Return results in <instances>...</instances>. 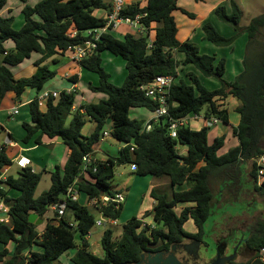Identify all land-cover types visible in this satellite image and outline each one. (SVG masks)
<instances>
[{
  "label": "trees",
  "instance_id": "16d2710c",
  "mask_svg": "<svg viewBox=\"0 0 264 264\" xmlns=\"http://www.w3.org/2000/svg\"><path fill=\"white\" fill-rule=\"evenodd\" d=\"M112 1L42 0L33 7L25 5L22 10L24 23L19 29L14 27V17L0 18V102L9 93L14 94L15 100H20L27 89L40 92L57 75L45 61L62 56L70 47L92 39L85 33L101 29L106 24V17H99L95 12L111 13ZM6 3V0H0V12ZM177 9V0H146L145 6L134 0L122 11L121 18L135 19L137 15L146 14L141 21L146 27L158 24L152 48H148L147 37L126 34L119 40L112 34H103L95 52L80 62L85 71L98 76V84L89 85L90 90L104 94L106 100L83 105L84 113L81 110L73 113L75 95L67 92L60 93L56 100L47 99L45 110L40 108L38 98L28 104L32 124H22L25 135L21 142L29 144L33 141L41 145L44 136L58 138L68 147L70 154L64 169L57 166L51 173V187L38 198L35 193L42 173H35L30 167L21 169L16 176H8L1 183L0 202L8 207L10 220L9 223L0 222V264H55L63 254L76 247L73 264H136L147 252L169 251L173 246L188 241L203 242L206 225L215 216L216 208L222 201V204L240 201L248 178L254 192L264 196V180L259 186L255 162L264 155V46L255 55L249 52L255 41L257 46L262 44L258 36L264 28V16L251 20L245 29L248 45L241 74L231 83L221 81L219 88L211 91L202 81L222 79L226 70L225 60L216 62L215 57L201 54L196 45L177 40L178 27L173 16ZM214 14L221 22L231 25L237 34L240 32L241 12L233 1L230 9L219 6ZM202 30L205 39L214 46L226 48L235 41V36L223 37L211 23L203 24ZM71 32H77V35L69 38ZM8 41L15 45L13 52L5 47ZM105 52L121 57L125 62L126 78L121 87L109 81L103 67ZM179 53L183 54L181 59ZM32 54L41 56L35 62V75L16 79L10 68L21 65ZM186 68L189 70L187 73ZM180 73L184 76L180 77ZM167 75L175 78L169 90V115L146 132L143 130L145 122L130 119L129 111L146 108L153 112L157 105L140 91V87L150 84L157 76ZM74 80L77 82V77ZM229 96L239 102L236 111L240 121L233 131L239 140L238 147L218 155L225 138H216L210 145L206 127L193 130L183 126L177 130L176 138L171 137L170 125L192 114L204 113L208 120L214 118L229 124V111L223 104ZM87 119L96 126L89 137H84L82 130ZM109 119L110 125L107 124ZM110 127H113L112 131L108 130ZM104 132H109L113 139L125 146L120 149L119 157L97 162L96 173L89 172L94 183L88 182L82 177V159L84 155L94 153V147L102 140ZM10 140L17 142L12 135ZM178 146L187 148L185 156L179 155ZM128 164L135 166L139 177L167 178L170 181L171 194L157 189L151 191L155 206L151 213L144 215V218L152 215L157 226L144 227L142 220L133 218L124 225L121 238L117 240L112 229L106 230L101 239L104 257L100 258L90 251L86 239L97 221L94 213L80 202L70 201L66 212H71L75 218L81 242L66 228V214L59 220H49L42 234L35 223H29L30 214L43 218L49 207L57 205L76 178L80 193L90 199L121 193L112 187V182L115 170ZM12 165L13 160L3 147L0 151V175ZM213 178L220 181L217 193L211 186ZM183 185L188 189L175 190ZM186 204L192 206L182 208L180 214L175 211ZM122 207L115 209L113 204L99 205L98 211L106 219L117 220ZM189 220L194 222L197 233L184 230ZM248 232L245 247L252 257L242 264H263L258 258L264 249V218ZM10 244L14 245L12 252L7 248ZM34 246L42 251H33ZM26 251L30 253L27 261L23 257ZM231 264L236 263L233 261Z\"/></svg>",
  "mask_w": 264,
  "mask_h": 264
},
{
  "label": "rangeland",
  "instance_id": "374dc122",
  "mask_svg": "<svg viewBox=\"0 0 264 264\" xmlns=\"http://www.w3.org/2000/svg\"><path fill=\"white\" fill-rule=\"evenodd\" d=\"M10 2H13L16 4L18 7V4L20 5L21 2L20 0H9ZM33 2H37L38 0H32ZM141 2V6L144 4L143 0H139ZM233 1L235 4H237L238 8L240 9L241 12V21H240V27L241 30L237 34L236 31L231 27V25L226 24L224 22H221L214 14V10L219 7V6H225L228 9H230V3ZM177 6L178 9L174 11L173 16L176 20L177 27H178V33H177V40L179 42H183L184 39L187 41L189 40L190 43L196 45L200 53L203 55H208V56H213L216 58V62L220 61L222 59L225 60V66H226V73L222 79H217V78H209L206 80H203V84L209 89V90H215L220 86L221 81L231 83L233 82L237 76L241 74V70H243V59L244 56L247 52V43H248V35L245 33L246 27L250 24L251 20L254 18H258L261 16H264V0H177ZM16 7V8H17ZM97 16H99L101 13L98 11L96 12ZM23 19V18H22ZM21 21V20H19ZM19 21L17 19V25L16 29H19ZM24 21V19H23ZM205 23H211L219 32L220 34L225 37V38H231L235 36V41L234 43L226 48H220L217 46H214L210 42H208L205 39L204 32L202 30V25ZM260 34L258 36L259 40L262 42L260 46H257L256 41L255 43L251 46L249 49V52L252 55H255V53L259 52L261 50V47L264 46V28L260 30ZM128 32L127 27L125 24H121V26L118 28V30L114 34L118 37H123L126 35ZM125 34V35H124ZM195 37V40L191 38ZM191 39V40H190ZM258 41V40H257ZM32 59H28L25 61V64H23L20 67H12L10 70L14 72L16 75L20 74L23 72L27 65H34V62H32L36 57H38L37 54L32 55ZM179 59L183 57V54L179 53ZM103 58V67L107 74L109 75V81L111 84L121 87L124 84V81L119 80V67L118 63L123 62L124 60L121 57L114 56L112 54L106 53L105 57ZM240 59L242 61H240ZM125 63V62H123ZM122 63V64H123ZM51 65V62L50 64ZM34 67L37 69V67L34 65ZM53 67V65L51 66ZM34 68V69H35ZM24 69V70H23ZM181 72V69H179ZM189 70L186 68L185 73H187ZM36 71L34 74L29 76L28 74L25 75V77L22 78H29L35 75ZM29 76V77H27ZM182 76L184 74L182 73ZM98 77V76H96ZM99 81V79H98ZM90 90V87H89ZM91 91V90H90ZM35 92V91H34ZM46 93L43 92L38 95L39 99L42 97V95ZM95 93V92H94ZM226 105L229 104L226 102ZM43 110L46 108V100H44V106ZM28 108H23L21 110V115L20 116H14L13 118H6L5 120L3 119V123L5 124V128H7V125L12 124L16 126L18 122L24 121L27 119V113H28ZM145 111V110H144ZM147 112V111H146ZM153 113V112H152ZM131 117H135L134 114H131ZM239 115L237 112H232L231 113V125H234L235 121L237 122ZM71 120V116L68 118L67 121V126L69 125V122ZM94 123L91 120H87L86 125L84 126L82 130V136L84 137H89L92 134V131L94 129ZM195 125L197 128H202V123L201 122H191V126ZM4 126V125H3ZM226 128L224 123L219 121V124L217 125V128ZM217 128L211 129V131L216 130ZM228 128V127H227ZM221 131V130H220ZM213 131L212 133H214ZM15 139L17 140V144L21 147L24 144L21 142L24 137L22 134H24L22 130V125L19 127L18 130L14 131ZM210 133V140L212 139L213 134ZM219 134V133H218ZM7 141V133L5 131H2L0 129V148L3 147V145ZM62 143V141L60 140ZM227 142V145H229ZM23 144V145H22ZM105 144L103 151L111 152V156H118L119 153V148L121 147L120 143L117 142L115 139L112 137H108L104 142H101V146ZM5 146V145H4ZM6 147L8 148V152H11L12 155H14L16 149L18 147L12 146V145H7ZM45 149V152H43L41 155H30L27 153H23V156H30L31 158L34 159V164L33 167L37 169L39 173H41V169L37 168V165H39L41 168H43V163L51 165L53 162V155L51 154V149L50 147H43ZM185 147L178 146L179 152H181ZM104 151V152H105ZM55 156L60 157L61 153L60 150H56L54 153ZM102 153H99L100 158L102 157ZM129 166H123L119 167L116 170V175L115 178L112 182L113 188L120 187L124 192L125 196L127 197L130 193V187L132 184V181L136 178L139 177L136 172H133L132 174H128L129 172ZM245 167V166H243ZM250 168V167H249ZM20 171V169L17 167L16 164H13L12 167L9 169L8 176H16L17 172ZM125 173V176H120V174ZM245 175V174H244ZM148 177V176H147ZM151 179V177H149ZM246 179V178H245ZM250 181V178H248ZM164 181V180H163ZM166 183V181H164ZM251 183V182H250ZM245 184L244 187L246 190H244L243 194L240 196V201H236L235 203H224L219 205L218 208L215 210V216H213L207 223L206 228H205V236H204V243L205 245L203 248L200 250V255H202L206 260L208 258H214L216 256L217 248L220 239L225 237L229 231L239 229L243 232L247 231L250 229L253 225H255L257 222L261 221L264 218V196H259L254 192L253 185L252 184ZM1 184V181H0ZM51 176L44 173L43 177L41 179V182L36 190L35 197L38 198L44 191L49 190L51 187ZM185 190L188 189L186 185ZM211 186L212 189L214 190L215 193H217L219 186H220V181L213 178L211 179ZM143 184L140 185L139 188H142ZM182 187V186H181ZM180 187V188H181ZM138 189V188H137ZM137 189L134 187V200L130 199L131 204L125 209L124 213L122 214L121 218H118V223L116 227H112L108 224H104L102 227L95 225L93 228L92 232L90 233V236H88L89 243L92 245V251L95 252L96 256L102 258L104 257L103 249L101 247V239L104 234V232L108 229H112L114 232V239L117 240L121 237L122 232H123V227L124 225L132 220L133 218H136L137 216H140L139 212L142 207L145 209H148L151 204L150 201L147 199L144 200V194L146 193V186L145 190L141 194H137ZM169 186H164L162 188H158L157 190L166 192L171 194ZM252 191H247L251 190ZM181 190V189H178ZM137 195V196H136ZM171 198V197H170ZM127 200V198H126ZM125 200V202H126ZM79 202L82 203L83 205L87 206V197L85 194H81L79 198ZM124 202V204H125ZM257 203V204H256ZM123 204V205H124ZM134 207V209H133ZM251 210V211H249ZM51 216L53 219L58 220L57 216L54 214L53 211H51ZM138 211V213H137ZM49 212V213H50ZM94 213L96 221L101 220V216L96 213L95 211L92 210ZM252 212V213H250ZM177 213H180V210H177ZM252 214V215H251ZM229 216L231 217L232 220H225ZM65 218L69 221H73L75 223V218L73 217L71 212H66ZM146 222L152 223L153 226H157L151 217H146L144 218ZM225 220V221H224ZM225 222V224H224ZM37 223V222H36ZM38 230L42 231L41 225H37ZM184 230L186 232H194L195 231V225L193 221H189L184 225ZM222 232V234H221ZM220 236V237H219ZM219 237V238H218ZM238 236H234L228 244V253H232L234 249H236L237 245H234L233 241L237 239ZM87 239V238H86ZM187 243V242H185ZM76 250L78 248H72L69 251H67L65 254H63L58 262L55 264H73V257H71L72 253L75 254ZM207 250V251H205ZM68 253V254H67ZM240 259L238 257L234 260L237 262V264L240 263H246L250 260L251 258V253L247 252V250L242 249L240 250ZM180 256H185L183 253H180Z\"/></svg>",
  "mask_w": 264,
  "mask_h": 264
},
{
  "label": "crops",
  "instance_id": "0c3cea01",
  "mask_svg": "<svg viewBox=\"0 0 264 264\" xmlns=\"http://www.w3.org/2000/svg\"><path fill=\"white\" fill-rule=\"evenodd\" d=\"M40 1H42V0H38L37 2H33L32 0H20L21 4L20 5L18 4V7H17L16 4H14L13 2H10L9 0H6V2H7L6 3V6L0 12V18H10V17H14L15 18V23H14V27L15 28H16V25H17L16 24L17 23V19H18V21L21 20V21H19V27L21 28L22 25H23V23H24V21L22 19L23 18L22 10L25 7V5H29V6H32L33 7L36 4H38ZM136 1H139V0H136ZM145 5H146V0L144 1V4L142 6H145ZM96 12H98V11H96ZM96 12H95V14H96ZM99 12L101 13L99 15V17L105 18L108 15V13H106L104 11H99ZM120 26H118L116 29H113L111 31L108 30L104 34H112L117 39L122 40L125 36L118 37V36H116L114 34V31L116 32ZM158 26H159L158 24H152L151 27H149V28L147 27L146 34L144 36H140L139 34L136 33L135 30L131 29L128 25H126L127 30H128V32L126 34H131V35H134L136 37L137 36L138 37H147L149 42H153L155 40V34H156L155 29L158 28ZM72 33H76L77 34V32H72ZM191 39H193V41H194L195 40V37L194 38L192 37ZM183 42H189V40L187 41L186 39H184ZM5 47H6V49L9 52H13L14 51V48H15V45H14V43L12 41H8V42H6ZM106 53H108V52H105L103 54V57H105ZM108 54L110 55V53H108ZM32 58L33 57L31 56L30 59H32ZM40 59H41V56L38 55V57H36L32 62H34V65H35V62H37ZM25 61L21 65H19L17 67H20L23 64H25ZM240 61H242V60L240 59ZM50 62H51V65H49ZM122 63L121 62L118 63V67H119L118 69H119V74H120L119 75V80L125 81V78H126V69H125V63H123V64ZM45 64L47 66L49 65L48 67H49L50 70L56 71L57 72V75L53 79L49 80L45 84L44 88L40 92H37V90H35V89H27L24 92V94L22 95V97L20 98V100H15L14 94L9 93L0 102V129L2 131H5V133H7V138H10V135H12L14 138H16L15 137L16 134L14 133V131L18 130L19 127L23 123L32 124L31 123V117H30L29 111H28V113L26 115L27 116V119H25L24 121L18 122L16 124V126H14L12 124H9V126L7 125V128H5V124L3 123V119L5 120L7 117L8 118H13V116H11V112L14 109H18L19 110V115L18 116H20L21 115V110L23 108H28V104L31 101H33L35 98H38L39 99L38 95L41 94V93H43V92H57V93L67 92V93H73L75 95V103H74V106H73V113L77 112L78 110H81V112L84 113V111L82 110V106L83 105L90 104V103H97V102H100L101 100H106L107 99V97L104 94L94 93V92H92V91L89 90V85H93L94 86V85H97L98 84V77H96V75H94L92 73H89V72L85 71L81 67V65H80L79 62H76L75 60H73L71 58V53L70 52L66 51L62 56H56V57H54L52 59H49V60L45 61ZM34 65L33 64L27 65L26 69L25 70L23 69L24 71L21 72L19 75L18 74L16 75L13 72L15 78L16 79H23L22 77H25V75H27V74L29 76H31L32 74H34V72L37 71V69L34 67ZM52 65H53V67H51ZM241 72H242V70H241ZM225 73H226V70H225ZM29 76H27V77H29ZM76 77L78 79L77 82H75V80H74V78H76ZM180 77H183L182 76V73H180ZM226 102L229 104V108H228V105H226ZM223 104H224V107L227 108L228 111H229V115H230V120H229L230 122H229V124H224L226 128H224V127L223 128H217V125L219 123L216 124V125H214V126L208 127V129H209V132H208V143L210 145L213 143V141L216 138H220V137H224L225 138L224 146L218 152V155H220V156L226 154L230 149L236 148V147L239 146V140L234 135V132L233 131H234V128L237 127L238 124H239L240 116L238 117L239 120L237 122L235 121L234 125H231L230 124L231 123V113L232 112H237L236 110L239 107V102L237 100H235L233 97L229 96V97H227L226 101ZM39 106H40L41 109L44 108L43 107L44 106V100H39ZM131 114H134L135 117H131ZM129 117L132 120L144 121L145 124L154 121V114L151 111L147 110L146 108H132V109H130V111H129ZM183 119H185V121H186V125L185 126L190 127L193 130H201L202 128L205 127V119L206 118L204 116V113H202L200 115H193L192 114V115H189V116H187L186 118H183ZM87 120H89V119H87ZM198 121L202 123V128H197L195 125H192L191 126V122H198ZM95 126L96 125H94V129H95ZM213 128H217L216 130H213V131H215L214 133H212L213 131H211V129H213ZM94 129H93V131H94ZM22 130H23V128H22ZM108 130H109V128H108ZM23 132H24V130H23ZM210 133L213 134L211 140H210ZM22 135L24 136L25 134H22ZM109 137H111V136L109 135ZM107 138L108 137L102 139L94 147V153L92 154V156H93V159L96 162L104 161L108 157H119L120 149L125 146V144L120 143L121 147L119 148L118 156H111L112 154H111L110 151L109 152H107L105 150H104L105 152L103 151L105 144H103V146H101V142H104ZM41 141H42V144L41 145H36V144L33 143V141H31L29 144H24V145L22 144L23 146H21V147L15 141H12V144H13L12 146L18 147V149H16L14 155H12L11 152H8V154L12 158L13 164H15L14 163V160L16 158L23 157L25 159H29L31 162H30V166H28V167L32 168L35 173H39L37 171V169H35L33 167L34 159L35 158H31L30 156H23L22 154L23 153L24 154L27 153V154H30V155H33V156L34 155H41L43 152H45V149H43V147H50V148H52L51 149V154L53 155V162L51 163V165H49V163L48 164H44L43 163L42 164L43 165V168H41L39 165H37V168L38 169H41V171H42L41 172L42 173V177H43V174L44 173H46V174H48V175L51 176V173H53L55 171V168L57 166H59L62 170L64 169V167L66 165V162H67V159L69 157L70 151H69L68 147L66 145H64L63 142L61 143L58 138L49 139L47 136H44ZM227 142H230V143H228L229 145H227ZM8 148L9 147H6L7 150H8ZM56 150H60V153H61V156L60 157L55 156L54 153L56 152ZM100 152L102 153V155H103L102 157L103 158L98 157ZM178 153L181 156H185L187 154V148L183 149L181 152H179V150H178ZM128 165H130V164H128ZM128 165H123V166H128ZM123 166H120V167H123ZM131 166L132 165L129 166V171H128L129 172L128 173L129 175L132 174L133 172H135V171L132 170V167ZM11 167L12 166L7 167V168H5L3 170L2 175H0V181H1V183L4 182V181H6L7 175H8V172H9V169ZM246 168H248V167H246ZM19 169L21 170V168H19ZM116 170H115V173H116ZM18 172H17V174H18ZM125 175H126L125 173L120 174V176H125ZM82 177L86 181L93 182L94 183V180H93V178L91 177L90 174L87 175L86 173H83ZM149 177L150 176H148V177L147 176L146 177H136L132 181V184H131V187H130V193L126 197L127 200H126L125 204L122 207V211L120 213L119 218H121V216L124 213L125 209L131 204V202H130L131 200L130 199L134 200V191H133L134 190V187L136 189L138 188L137 189V194L139 195V194H141V193L144 192L145 186H146V189L147 190H146V193L144 194V200L148 198V200L150 201L151 206L148 209H145V208L142 209V207H143L142 206L141 209H140V212H139L140 216H137L136 218L142 220L143 223H144V225H147L148 227L153 228L155 226H153L152 223L146 222V220L144 219V215L146 213H151L152 210H153V208H154V206H155V201L151 197V191L153 189L162 188L164 186H169L170 187V181L167 178L156 179V178L151 177V179H149ZM163 180L166 181V183ZM247 183L248 184L250 183L249 180L245 184H247ZM262 183L263 182L261 180L260 183L258 182V185L260 186ZM142 184H143V187L142 188H139L140 185H142ZM0 186H2V184H0ZM114 189L116 191H118V192H121V193H124L125 194V192L120 187H116ZM178 189H181V190H178ZM175 190L176 191H185V186H182L181 188L180 187L179 188H175ZM252 190L253 189L247 190V191H252ZM86 197H87V202H88V205L86 207H88L91 211L93 210V211H95V212H97L99 214V212L97 211V208H95L92 205V202H91L90 198L87 195H86ZM80 204L83 205L82 203H80ZM83 206H85V205H83ZM187 206H192V205L191 204L180 205L175 211L177 212V210L179 209L180 210V213H181L182 208L187 207ZM133 209H134V207H133ZM249 211H251V210H249ZM49 212L43 218H38V216L36 218V221L35 222L39 223L38 225H41V227L43 228L42 231H39L38 230V227H37V230L39 231L40 234H42L44 232L45 227H46L48 221L53 219L52 216H51V212L50 213ZM137 213H138V211H137ZM180 213H178V214H180ZM250 213H252V212H250ZM149 217L153 218L152 215H150ZM231 217H233V216H229L225 220H232ZM2 218H5L8 221V223H9V220H10L9 215L4 216L0 212V220ZM189 221H192V220H189ZM117 223H118V220H117ZM224 224H225V222H224ZM68 225H71L74 229H76L77 222L75 221V223H74L73 221L69 220L68 221ZM248 231H249V229L247 231H245V232H243V231H241L239 229L238 230L237 229H235V230L233 229V230H231V231L228 232V234H227L228 235V238H226L227 237V235H226L225 237H223L222 239H220L217 242L220 243L221 241H225L226 246H227V252H228V244H229V241L234 236L237 235L238 238L235 239L233 241V243H234V245H238L239 242H241V244L239 245V248H238V255H237V257L239 256L238 259H240L241 258L240 257V255H241L240 254V250H242V249L247 250V248L245 247V242L247 241V238H248V235H249V232ZM188 233H191V234L197 233L196 227H195V231L194 232H188ZM221 234H222V232H221ZM87 241L89 242L88 237H87ZM7 248L9 250V252H12L13 249H14V245L13 244H10ZM33 251H38L39 252V251H42V249L39 248V247L34 246ZM90 251L94 255H96L95 252L92 251V245H90ZM247 252H249V251L247 250ZM76 253H77V250H76L75 254L72 253L71 257H74L76 255ZM251 255H252V253H251ZM23 257H24L25 261H27L30 258L29 251L24 252L23 253ZM235 263L237 264L236 261H235ZM240 264H242V263H240Z\"/></svg>",
  "mask_w": 264,
  "mask_h": 264
},
{
  "label": "built area",
  "instance_id": "2783aa9c",
  "mask_svg": "<svg viewBox=\"0 0 264 264\" xmlns=\"http://www.w3.org/2000/svg\"><path fill=\"white\" fill-rule=\"evenodd\" d=\"M133 1L134 0H113L111 13H109L105 18L106 21L105 26L101 29L87 31L85 36L88 37L92 36V39H87L81 45L70 47L67 51L71 53V58L79 63L84 59L88 58L97 49V43L99 42L101 36L106 31L110 30L111 28L116 29L121 24L128 25L131 29L135 30L137 34H139L140 36H144L146 34L147 27L141 21L146 17V14L137 15L135 19L121 18L122 11H124L125 8L130 6ZM76 35H77L76 33L71 32L68 34V37L74 38ZM152 45L153 42H149L148 48L151 49ZM174 81L175 78L170 75L157 76L150 84L140 87V91L143 92L146 97L150 98L157 105L155 110L153 111L154 121L145 124L143 128L144 131L146 132L151 131L154 124H156L161 118L167 117L169 115V106H170L168 102L169 90L173 85ZM59 96L60 93L57 92H46L42 95V97L39 100H47L49 98L56 100ZM18 115H19L18 109H14L11 112V116L13 117ZM218 123L219 120L214 118L210 120L205 119L206 128L214 126ZM185 125H186L185 119H181L173 122L170 125L171 137L176 138L177 130ZM109 135H110L109 132H104L102 139L109 137ZM4 145L3 147L5 148L7 145H13L10 138H7V141ZM3 147L0 148V151ZM133 148H131V152L134 151ZM30 162L31 161L29 159H25L23 157L16 158L14 160V163L17 165V167L21 169L30 166ZM255 162L258 167V182L260 183L261 180L262 181L264 180V155L260 156L257 160H255ZM96 164L97 162L93 159L92 154L84 155L82 159V175L83 173H86L87 175L90 173H96ZM131 167L133 171L136 170L134 165H132ZM77 184H78V179L76 178L74 183L67 188L65 193L62 194L60 202L55 206L49 207V209L53 211L54 214L57 216L58 220L64 217L68 203L70 201L79 202L81 193L77 187ZM90 200L92 202V205L95 208H97V211L99 205L107 206L109 204H113L115 209H120V207L124 204L126 200V196L124 193H117L113 197H110L108 195H103L100 197V199H90ZM0 212L4 216H7L8 207H6L2 202H0ZM99 215L101 216V220H98L96 222L97 226L102 227L104 224H108L112 227H115L117 225V220L106 219L103 216L102 212H99ZM0 222L8 223V221L5 218H2ZM144 227H146V225H144ZM258 259L264 264V249L260 251Z\"/></svg>",
  "mask_w": 264,
  "mask_h": 264
},
{
  "label": "water",
  "instance_id": "95a60500",
  "mask_svg": "<svg viewBox=\"0 0 264 264\" xmlns=\"http://www.w3.org/2000/svg\"><path fill=\"white\" fill-rule=\"evenodd\" d=\"M111 120L109 119L107 124L110 125ZM110 131L113 130V127L109 128ZM36 214H30L28 217L29 223H35L38 225L39 223H36ZM66 228L71 230L72 233L75 235V239L79 242L82 241V238L80 234L77 233V230L74 229L71 225L65 224ZM241 242L236 246V249H234L233 254L229 257H222V249L220 246L217 248L216 252V259L212 262V264H230L232 261H234L238 255V248ZM182 249L186 254L193 256L194 258H197V256H200V248L201 244L198 241H194L191 243H183L181 245H176L171 248L169 251H160L157 253H150L147 252L141 256V259L136 264H189L187 262H184L183 260L179 259L177 256V250ZM222 250V251H221Z\"/></svg>",
  "mask_w": 264,
  "mask_h": 264
},
{
  "label": "flooded vegetation",
  "instance_id": "af4514ba",
  "mask_svg": "<svg viewBox=\"0 0 264 264\" xmlns=\"http://www.w3.org/2000/svg\"><path fill=\"white\" fill-rule=\"evenodd\" d=\"M226 238H228V235H227ZM191 242H194V241H188L187 243H191ZM200 244H201V248H200V250H201L203 248V246L205 245L204 240H203V242L200 241ZM219 246H220V248H224L225 247V249H222L224 251L221 250L222 251V257H229V256H231L233 254V252L232 253H228L227 252V246H226L225 241H221L219 243ZM205 251H207V250H205ZM180 253H183L185 256L181 257ZM177 256L179 257V259H181L184 262H187L189 264H212V262L216 259V256H215L214 258H208L206 260V258H204L202 255L197 256V258H194L193 256H190V255L186 254L182 249H179V248L177 250Z\"/></svg>",
  "mask_w": 264,
  "mask_h": 264
}]
</instances>
